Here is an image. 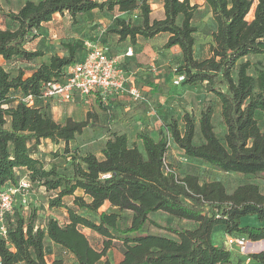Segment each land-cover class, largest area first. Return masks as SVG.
<instances>
[{"label": "trees", "instance_id": "obj_1", "mask_svg": "<svg viewBox=\"0 0 264 264\" xmlns=\"http://www.w3.org/2000/svg\"><path fill=\"white\" fill-rule=\"evenodd\" d=\"M204 1L211 19L206 31L208 55L202 58L194 52L198 27L192 20L197 5L189 0H162L160 19L151 18L147 0H25L16 12L3 13L8 22L0 29V57L6 63L44 57V51L29 50L25 44L55 13H68L75 23L79 14L95 9L137 11V21L115 18L111 32L118 41L128 39L134 44L137 36L151 39L167 34L162 48L179 50L176 73L184 75L180 85L204 84L220 104L222 139L214 131L212 99L197 118L184 112L180 120H170L169 133L181 158L205 162L222 172L256 176L264 173V131L255 117L264 110V62L249 57L264 54V0ZM60 47L65 54H50L28 73L22 67L10 73L0 64V189L17 184L25 175L30 189L40 194L29 215L19 207L23 205L19 200L4 215L0 264H68V259L76 264H244L230 260L229 247L236 244H228L227 238L214 244L211 232L221 226L229 237L264 239V225L240 223L247 215L264 223V193L259 184L243 182L228 191L220 180L178 175L165 160L168 135L160 133L154 139L147 128L135 134L140 147L130 143L126 133L112 132L100 156L79 153L71 145L87 121H56L49 98L43 96L47 85L64 82L67 68L85 54L78 39L61 41ZM118 65L129 83L137 85L122 63ZM28 95L31 104L23 101ZM196 126L198 143L194 142ZM41 139L61 143V154L71 153L68 165L46 168L38 155ZM164 161L170 172H165ZM104 173L111 176L101 179ZM76 190L82 194L75 195ZM39 198L57 216L49 215L43 226L37 221V212L43 208L41 203L36 205ZM105 202L114 210H99ZM63 213L65 219L60 222L58 216ZM157 214L188 220L194 226L162 225L153 217ZM147 225L163 231H147ZM84 228L96 233L94 245ZM50 244L57 246L59 255L48 262ZM114 248L120 253L116 261L109 253ZM247 256L264 264V249Z\"/></svg>", "mask_w": 264, "mask_h": 264}, {"label": "rangeland", "instance_id": "obj_2", "mask_svg": "<svg viewBox=\"0 0 264 264\" xmlns=\"http://www.w3.org/2000/svg\"><path fill=\"white\" fill-rule=\"evenodd\" d=\"M9 5L13 4H11L8 0H0V10L2 9L4 11ZM250 13L247 16L248 19L251 17ZM102 14L104 19L99 21H95L98 18L93 19V17H88L84 20L79 18V16L77 18V22L75 23H73L71 19L66 20V28L69 35L62 39L60 38L56 42H61V40L68 41L78 39L83 43L84 49L86 48V43H110L114 35V33L111 32V29L114 27L115 18L118 16H115V11L103 12ZM201 14L204 16V12ZM119 17H130L132 21H137L135 12H131L129 14L127 13L126 15L124 14ZM197 27L199 30L195 36L197 42H206L205 36L207 35L206 31L209 28L208 23L206 22L203 26L202 24H197ZM53 46V51H50V54H58V52L62 50L60 44L58 45L55 43ZM162 49H164L162 46L159 47L156 45L155 50L157 54H159L158 64L155 65L153 70L149 69L150 66H145V73L141 74L137 79V85L143 91L144 100L137 101L132 106L130 105L127 110H125L123 104H117L112 108H106L101 102H99V100H96L92 104L87 102L79 103L77 101L70 102L72 110L69 112V116H65V119L70 118L75 121L86 120L88 123L82 134H78V136H76L75 141L78 145H80L78 152L83 153L89 151L93 153H100L104 135L109 136L112 132L126 133L129 138V142L136 143V145L140 147V143L135 140V132L140 128H148L154 139H157L160 133L168 135V141L170 142L169 147H173L175 151H178V153H176V157L173 160H169L168 164L174 168L178 175L182 176L188 173L193 174L196 175L200 181L220 180L223 182L228 191H231L243 182H258L262 185L261 190L264 191V173L256 176H248L245 174L220 172L205 162L200 161L197 164L191 162L190 160H182V155H180L181 152L173 143L169 133L168 125L170 120L172 118L180 120L184 112L192 113L193 116L197 118L199 111L203 108L207 100H214V108L217 102L215 97L204 89V84L195 83L191 85L182 84L180 86H173L171 80L174 73H176L179 65V59L173 50L164 54ZM160 54H163V58ZM205 55L206 52L198 48L196 51V57L202 58ZM45 58L47 57L44 56L22 64L19 62L2 65L5 69L10 71V73H16L20 67L28 73L37 64L39 59ZM249 59L251 61L264 62V54L251 55ZM249 71H252V69H249ZM255 117L260 129L264 131V110L259 112L257 111ZM212 123L217 137L222 139L223 125L219 114L213 116ZM180 127L182 128V125H180ZM199 141H201V137L198 132V127L196 126L194 142L198 143ZM74 146L75 145L72 143L71 147ZM35 193L36 191L31 188L28 191L26 203L19 205V207L23 209L25 215H29L35 206ZM19 201H17L16 204H19ZM39 201H41L40 198ZM153 217L156 218L162 225H180L181 223V220L175 221V219L171 218L166 219L163 214H157ZM186 223L187 222H184V224L188 226V223ZM146 230L150 232L163 231L151 225H147ZM88 237L90 243L94 245L95 238L91 236ZM109 253L110 259L113 261L120 258V253L117 248L111 249ZM57 255H59L57 249H51L46 252L48 262H50L51 258L56 257ZM68 264L76 263L72 262L71 259H68Z\"/></svg>", "mask_w": 264, "mask_h": 264}, {"label": "crops", "instance_id": "obj_3", "mask_svg": "<svg viewBox=\"0 0 264 264\" xmlns=\"http://www.w3.org/2000/svg\"><path fill=\"white\" fill-rule=\"evenodd\" d=\"M11 2L13 5H9L4 11L1 9L0 10V29H4L7 26V17L3 15V13H6L8 11H13L16 12L23 4L25 0H8ZM147 2L150 5V16L151 18H156L160 19L163 17V5H162V0H147ZM190 4H196L197 8L194 12V17H193V24H202L205 25L206 22H208L211 19V13L209 11V8L206 6L204 0H189ZM7 5V4H6ZM113 11L116 12L115 16H122L126 15L127 13L125 12H119L117 8H114ZM135 14H137V11H134ZM202 12H204V16H202ZM103 12H99L98 10H91L89 12L81 13L79 14V18L84 19L88 17H93L98 18L95 21L103 20ZM252 13V12H251ZM250 13V14H251ZM78 18V17H77ZM251 18V17H250ZM71 19L68 13L64 14H59L55 13L52 18L43 23L41 28L38 30V35L31 41L27 42L25 44V47L29 50H35V49H40L45 52V57H48L50 55V51L52 50L53 45L60 44L58 41L60 38H64L67 35H69L67 28H66V20ZM65 22V23H64ZM199 31V30H198ZM197 33H195L196 36ZM113 39L108 42V44H105L109 47V52L112 56L117 58L118 62H121L123 67L128 71V73L132 76H134L136 79L138 77L145 73V66H150V68L155 67L156 64H158L159 61V54L156 52V45L161 47L163 43L165 42L167 38V34H158L155 37L151 39H142L141 37L137 36L136 41L134 44H130L128 39H125L123 41H118V36L116 34L113 35ZM196 38V37H195ZM206 42L204 43H199L197 40H195V45H194V52L200 48L202 51L206 52V55H208V47H209V42H210V37L208 35L205 36ZM62 41V40H61ZM159 42V43H158ZM59 47V46H58ZM130 50L131 54L126 55V51ZM164 51V54L167 52H171V50L174 51V53L177 55L179 54V50L177 47H172L169 49H162ZM59 55L65 54L63 50H60L58 52ZM205 55V56H206ZM160 56L163 58V54H160ZM45 59H39V62ZM0 64H7L6 62L3 61V59L0 57ZM22 64V63H20ZM19 64V66H20ZM173 77V76H172ZM96 100H99L98 96L95 94H92L88 96L87 98H82L78 94L75 95L74 100L71 101H62L56 97L49 98V106L50 110L52 113L53 118L58 121V122H63L65 120V116H69V112L72 110V106H70V102L77 101L79 103L87 102L89 104L94 103ZM100 102V100H99ZM216 105L214 108V113L213 116H216L219 114L220 110V104L216 100ZM136 102H131L127 96L125 95H117V96H111L108 100V106L113 107L114 105L117 104H123L125 107V110L132 106ZM103 105V104H102ZM141 129V128H140ZM138 129L137 131H139ZM148 129V128H147ZM84 130V129H83ZM82 130V132H83ZM136 131V132H137ZM81 132V134H82ZM135 132V134H136ZM124 133V132H120ZM78 136V135H76ZM76 136L75 139L73 140V144L79 148L80 145L76 143ZM109 138V136L104 135V139L102 142V146L104 145L105 141ZM101 146V148H102ZM61 143H55L50 141L49 139H41L40 143L38 145V155L42 157L45 160V166L46 168L57 166V167H64L67 166L69 163V155L71 153H65L61 154ZM177 147V146H176ZM177 149L180 151V149L177 147ZM181 152V151H180ZM57 153V154H56ZM176 153L178 151H175L173 147H169L167 152H166V161L169 162V160H173L176 157ZM97 156H100V153H95ZM181 155V154H180ZM191 162L193 163H199V160H192L190 159ZM21 172H24L23 169L20 170ZM219 171V170H218ZM222 172V171H220ZM189 174V173H188ZM234 174H239V173H234ZM22 177H26L25 175H22ZM259 184L258 182H254ZM260 190L262 185H260ZM262 193L264 191L261 190ZM75 195L82 194L80 190H76L74 192ZM40 195L38 193L34 194V198L37 199V196ZM40 201H36V205H40ZM43 208L39 210L38 213V220L40 225L43 226L45 223V219L49 215H54V213L50 210L47 209L46 204L41 203ZM109 208V210H114L113 207H110L107 202H105L99 210H105ZM63 216H58L60 219L59 221L62 222L64 221L65 217ZM57 217V216H55ZM169 218L166 215V219ZM175 221H179L175 219ZM184 222L188 223V226L184 224ZM38 223V222H37ZM186 223V224H187ZM241 225H264V223L259 222L254 215H247L244 216L240 219ZM180 225H184L185 227H193L194 223L188 220H181ZM83 232L93 238H97L96 233L91 232L89 229L84 228ZM227 237L223 231V227L221 226H215L211 232V240L214 244H221L222 241H224ZM51 249H58L57 246L50 244ZM264 249V239L257 240V241H251L247 240V245H246V251L244 253L240 252L237 250V246L232 245L229 247V250L231 252L230 254V260L232 262H236L237 260H241L244 264H261L251 258H249L247 255L249 253H256ZM120 259V258H119ZM118 259V260H119Z\"/></svg>", "mask_w": 264, "mask_h": 264}, {"label": "built area", "instance_id": "obj_4", "mask_svg": "<svg viewBox=\"0 0 264 264\" xmlns=\"http://www.w3.org/2000/svg\"><path fill=\"white\" fill-rule=\"evenodd\" d=\"M126 55L131 51L127 50ZM154 67L151 68L153 70ZM184 80L183 74L175 73L172 77V85L178 86ZM128 75L118 65L117 58L109 52V47L101 43H86L83 58L67 68V76L64 82L49 83L43 96L45 98L56 97L62 101H71L78 94L87 98L97 94L103 105H107L111 96L126 95L131 102L144 100L143 91L135 84L129 83ZM23 101L31 104L30 95ZM185 161V158H182ZM165 172H170L166 161H164ZM110 173L101 175V179H108ZM30 183L25 177H21L17 184L0 189V233L5 235L3 217L10 213L17 202L26 203ZM228 244H236L240 252L246 251L247 240L243 237H227Z\"/></svg>", "mask_w": 264, "mask_h": 264}]
</instances>
